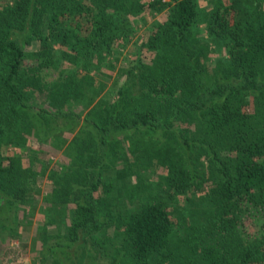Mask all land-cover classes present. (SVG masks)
I'll return each mask as SVG.
<instances>
[{"label": "trees", "instance_id": "trees-1", "mask_svg": "<svg viewBox=\"0 0 264 264\" xmlns=\"http://www.w3.org/2000/svg\"><path fill=\"white\" fill-rule=\"evenodd\" d=\"M208 2L0 0V239L35 224L31 264H264V0Z\"/></svg>", "mask_w": 264, "mask_h": 264}, {"label": "rangeland", "instance_id": "rangeland-1", "mask_svg": "<svg viewBox=\"0 0 264 264\" xmlns=\"http://www.w3.org/2000/svg\"><path fill=\"white\" fill-rule=\"evenodd\" d=\"M199 2L201 4V8H203L205 11L210 12V9L212 8V5L208 2V0H199ZM142 30H144L143 27H142ZM38 48H39V45L35 46V47H32L29 50L33 51V50L38 49ZM130 49H131V47L129 49H126L125 52L127 50L129 51ZM212 57H213V59H216L217 56L213 55ZM123 59L124 58H122V60ZM129 59L132 60V56H129ZM121 63L119 64V66H121ZM123 80H124V78H123ZM85 111L87 112V110H85ZM32 147H36V144L32 143ZM3 150H5L8 155H13L12 149L4 147ZM44 150L49 154L48 157H49V159H51V167H54V168L58 169L65 162L63 155L58 150L53 149V148H51L49 146H45ZM44 161H46V160H44ZM24 166L28 167L29 166V161L25 160L24 161ZM34 168L36 170H38V171L41 169V167H39V166H35ZM151 176L152 177H156L155 174H153V175L151 174ZM46 180H47L46 176H43V177L39 176V178H38L39 182H38L37 186L41 189L40 195H37L35 197L36 203H37L36 206L38 208L43 203L44 195H46L49 192L48 186L46 184ZM34 225L32 227L33 229H31L30 233H28L27 231L23 233V238L29 239V243L31 242V238H30L31 234L33 233V231L35 229ZM251 228L255 229V227L254 228L251 227ZM21 240L20 241H17V240L13 241L12 238H10L9 236H6V239H0V264H31V261L37 256V253L36 252H31L29 250L30 246H28L27 254H29V256L25 257V254H24L23 250L21 251V249H20Z\"/></svg>", "mask_w": 264, "mask_h": 264}, {"label": "crops", "instance_id": "crops-1", "mask_svg": "<svg viewBox=\"0 0 264 264\" xmlns=\"http://www.w3.org/2000/svg\"><path fill=\"white\" fill-rule=\"evenodd\" d=\"M5 243V242H4ZM4 245V244H3ZM7 245V244H6Z\"/></svg>", "mask_w": 264, "mask_h": 264}]
</instances>
